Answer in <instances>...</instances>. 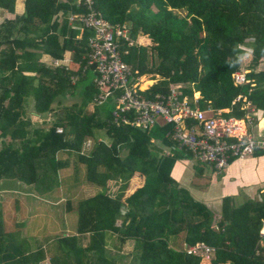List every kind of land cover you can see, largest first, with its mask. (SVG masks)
Segmentation results:
<instances>
[{
    "label": "trees",
    "instance_id": "1",
    "mask_svg": "<svg viewBox=\"0 0 264 264\" xmlns=\"http://www.w3.org/2000/svg\"><path fill=\"white\" fill-rule=\"evenodd\" d=\"M15 4L0 0V10L14 13ZM94 8L114 25L129 24L134 38H150L151 46L123 54L137 76L156 80L145 94L167 95L171 85H181L190 98L200 92L202 108L211 101L214 108H231L226 115L245 117L247 101L256 118L264 117V0H94ZM89 11L85 0H23V12L0 23V182L17 179L48 191L52 176L71 162L58 152L70 150L73 167L79 170L82 161L87 179L102 187L65 202L66 210L77 212L76 231L57 237L47 250L30 251L20 231H6L0 202V264H39L47 253L50 264H264V199L235 206L224 197L213 210L171 175L176 160L192 155L164 154L155 146L170 143L165 133L171 124L147 131L115 126L114 102L95 105L98 72L86 66L92 30L81 20ZM65 51L75 70L52 63L62 64ZM247 52L248 82L235 85L233 72ZM242 94L246 100L233 103ZM72 97L77 101L68 103ZM96 130H105L110 144L96 140L88 155L81 154ZM135 172L144 183L123 199ZM177 238L183 243L174 248ZM198 242L214 247L209 260L186 252L184 245Z\"/></svg>",
    "mask_w": 264,
    "mask_h": 264
},
{
    "label": "built area",
    "instance_id": "2",
    "mask_svg": "<svg viewBox=\"0 0 264 264\" xmlns=\"http://www.w3.org/2000/svg\"><path fill=\"white\" fill-rule=\"evenodd\" d=\"M85 4L90 11L81 16V20L84 28L92 30L87 40L86 66L95 65L98 72L94 82L99 94L94 103L100 106L109 99L114 102L112 125L127 124L147 131L156 125L171 124L165 133L170 143L163 147L164 154L170 155L175 150L190 153L195 160L211 164L216 175L222 174L231 160L246 159L264 152V117L256 118L250 102L246 101L250 111L245 117H237L226 115L230 108H214L211 101L202 108L199 102L201 95L194 94L190 98L182 93L184 86L181 85H171L167 95L145 94L149 89L139 88L138 70L123 59V54L130 52L129 47L140 44L131 35L130 25L112 24L94 8V0H85ZM52 63L61 65L57 59ZM247 70L239 67L233 72L235 85L248 82ZM242 97L245 100L244 95H239L233 103ZM187 118L195 122H186ZM57 132L62 131L58 129ZM259 232L264 237V218ZM184 247L187 253L208 260L215 251L204 242Z\"/></svg>",
    "mask_w": 264,
    "mask_h": 264
},
{
    "label": "rangeland",
    "instance_id": "3",
    "mask_svg": "<svg viewBox=\"0 0 264 264\" xmlns=\"http://www.w3.org/2000/svg\"><path fill=\"white\" fill-rule=\"evenodd\" d=\"M182 14L184 13L182 12ZM5 17L6 13L0 10V23L6 19ZM141 42H143V46L148 47L152 45L150 38H148L146 35L145 39H141ZM68 54L69 52H64L63 55L65 58L61 61L62 64L60 66H71L72 70H75L77 65L69 62ZM148 55H150V52L148 53ZM250 59L251 53H245L241 57L240 67L247 68L246 63H248ZM260 66L264 67V60H262ZM143 80L151 81L150 85L142 88ZM139 83V88L141 90H145L149 89L151 85L155 83V80H151L150 75H143L139 77ZM199 95L200 92L195 93V96ZM76 101L77 98L72 97L67 102L70 103ZM88 111H93V105L88 107ZM31 118L33 121L41 120V118L37 117ZM52 119L53 117L51 118V120ZM262 122H264V120ZM96 140L105 141L110 144L109 140L107 139L105 130H96L94 138H90L89 140L86 139L85 142H83L84 145L82 147L81 154L88 155L93 146V143ZM155 146L159 147L158 144H156ZM161 153H164L163 149ZM257 155L262 157L253 159H257L259 162L264 161V152H258L254 156ZM58 156L69 157L71 162L67 167L59 169L58 178L57 176H52L50 181L53 183L51 186H49L48 191L42 190L41 192H38L34 190L33 184L23 183L17 179L7 178L0 182V202L4 208V220L6 221L5 226L7 227L8 232H10V230H17L20 231L21 235H30L32 245H35V240L41 241L42 243V241H44L42 240L43 236H46L47 239H52L54 241L59 236L72 234L73 232L68 231V227L75 231V228L77 226V212L76 210L64 211L66 198L69 197V200H71L72 202H76L83 197H90L89 192H91L92 190L96 192V185H92L94 183L87 179V165L82 161H79L77 165L80 166V170L77 171V174L75 173L76 175H74V177L80 178L84 176L85 180L87 181V185L83 187V194H73L75 197L72 198V194L69 190L73 189L72 185L70 186V183L73 184L77 180H73L72 182L71 176V174L74 173L75 168L73 167V163H75L76 156L73 154V151L70 150L60 151L58 152ZM191 162L192 164L195 163V174H193L194 178L192 177L193 180L189 185L192 190H194L195 183L197 184L195 185V189L197 190H204L206 187L207 193H209L210 195L212 194V198L215 199L214 201H216L211 205L213 210L217 211L220 209L219 207L221 205L222 197H231L235 206H240L248 201H260L264 199V194H262L264 193V191L262 192V190L264 189V173L262 175L258 168L252 169L251 166H248L247 164H240L237 165L234 171L227 170L222 175L218 176L213 172L210 164H198V161H195L193 157L191 159ZM200 165L203 168V171H201L202 175L200 174L199 170ZM220 194H222V196ZM198 199L199 201L203 200L204 202H207V199ZM215 204L217 205V207L214 206ZM122 210L125 211L124 208ZM21 227H23V229H20ZM34 235H36L35 238L32 237ZM39 238L41 240H39ZM173 243L176 247V241H174ZM177 243V245L180 244L179 242ZM126 248L127 250H130V242L126 244ZM40 263L41 261L39 262V264Z\"/></svg>",
    "mask_w": 264,
    "mask_h": 264
},
{
    "label": "crops",
    "instance_id": "4",
    "mask_svg": "<svg viewBox=\"0 0 264 264\" xmlns=\"http://www.w3.org/2000/svg\"><path fill=\"white\" fill-rule=\"evenodd\" d=\"M15 7H16V10L14 11V13H8V12H5L6 13V19L8 20H11L13 19L16 15H20L22 12H23V0H16V4H15ZM145 39V35H139L137 37L138 41L140 42V44L143 45V42H141V39ZM67 52V51H65ZM64 54V53H63ZM69 56V54H68ZM64 55H63V59H64ZM156 81V80H155ZM147 83L148 85H150L151 81H148V80H143L142 81V85L143 87H147L146 84L144 83ZM156 144L159 145L156 146L158 149H161V147H164L161 145V143L158 141ZM162 150V149H161ZM161 153V152H160ZM171 155V154H170ZM258 156V155H257ZM252 156V157H249V158H246V159H234V160H231V162L229 163V166L228 168L225 170V171H234V169L237 167V165H240V164H247L248 166H251L252 169H259L261 174L263 175L264 173V161H261L259 162L257 159H253V158H260L262 156ZM191 158H181V159H178L174 162L173 164V169L171 171V175L172 177L178 182L179 186H182V187H185V189L189 190L190 193H192V196L196 199V200H199L198 198L200 199H207V202L206 204L211 207L212 204H214L216 201H214L215 199L212 198V194L210 195L209 193H207V190H206V187L205 189H195V185H197L195 183L194 185V190L191 189L190 185L192 180H193V174H195V171H194V168H195V163L192 164L191 162ZM80 167V166H79ZM80 170V168H79ZM79 170H76V168L74 169V173L71 174L72 176V182L73 180H76L75 183H70V186L72 185L73 189L72 190H69L71 192V196L72 198H74L75 194L79 193V195L83 194V187H85L87 185V181L85 180V177L82 176L80 178H77V177H74V175L77 174V171ZM203 171V170H202ZM224 171V172H225ZM223 172V173H224ZM76 173V174H75ZM222 173V174H223ZM80 174V173H79ZM200 174H201V170H200ZM199 174V175H200ZM220 174V175H222ZM202 175V174H201ZM219 176V175H218ZM193 177V178H192ZM192 178V179H191ZM191 179V180H190ZM144 180H145V176L142 175L140 172H135L133 174V176L131 177L129 183H128V186H127V189L124 193V197L123 199L129 197L131 194H133L137 189H139V187H141L144 183ZM187 181H190V182H187ZM80 182V183H79ZM86 183V184H85ZM92 185H96L95 183L92 184ZM109 185V190L112 189L111 191L115 194L117 192V187L113 185V181H109L108 183ZM20 190V189H19ZM102 190V187L99 186V185H96V192H94L93 190L91 192H89V196H94L96 195L99 191ZM108 190V191H109ZM264 191V189L262 190V192ZM75 192V193H74ZM110 193V192H109ZM74 194V195H73ZM85 194V193H84ZM222 196V194H220ZM88 197V196H87ZM83 198H86V197H83ZM82 198V199H83ZM224 197L221 198V200L223 199ZM218 199V198H217ZM69 200V197L66 198V201ZM219 202V201H218ZM215 207H217V205L215 204L214 205ZM221 207V205H220ZM219 207V208H220ZM126 209V208H124ZM64 211H67L66 209ZM122 212H125L122 210ZM39 224V223H38ZM5 225H6V221H5ZM6 228V231L7 230V227L5 226ZM25 228V227H24ZM20 229H23V227H21ZM11 231V230H10ZM68 231L69 232H73L75 233L76 231V228H75V231H73L72 229H70L68 227ZM68 232V233H69ZM72 233V234H73ZM36 235L32 236L33 238H35ZM21 238H24V243L26 244V247L30 250V251H35L39 248H43L45 250H47L48 246L53 242L52 239H47L46 236H43L42 237V243L41 241H38V240H35L36 242H34L35 245H32V242H31V236L30 235H27V236H24V235H21L20 236ZM39 240H41L39 238ZM179 242L180 244L183 243L182 241V238H177V239H174L172 242ZM86 240H85V244H86ZM178 243H176V247L179 246L177 245ZM172 246L175 248L174 246V243L172 244ZM40 264H50V261H49V254L47 253L45 259L43 261H41Z\"/></svg>",
    "mask_w": 264,
    "mask_h": 264
},
{
    "label": "clouds",
    "instance_id": "5",
    "mask_svg": "<svg viewBox=\"0 0 264 264\" xmlns=\"http://www.w3.org/2000/svg\"><path fill=\"white\" fill-rule=\"evenodd\" d=\"M139 35H141V34H139ZM139 35H138V36H139ZM138 36H137V37H138ZM137 37H135V38H137ZM139 45H142V44H139ZM141 76H143V75H141ZM153 84H154V83H153ZM200 95H201V94H200ZM242 95H243V94H242ZM244 96H245V95H244ZM241 99H242L243 101H245V100H246V96H245V100L243 99V97H242ZM230 109H231V108H230ZM251 157H252V156H251Z\"/></svg>",
    "mask_w": 264,
    "mask_h": 264
},
{
    "label": "bare ground",
    "instance_id": "6",
    "mask_svg": "<svg viewBox=\"0 0 264 264\" xmlns=\"http://www.w3.org/2000/svg\"><path fill=\"white\" fill-rule=\"evenodd\" d=\"M143 86V85H142ZM144 88V87H143Z\"/></svg>",
    "mask_w": 264,
    "mask_h": 264
}]
</instances>
